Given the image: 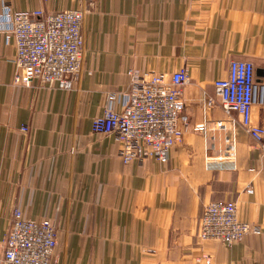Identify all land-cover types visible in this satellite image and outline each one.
<instances>
[{"label": "crops", "instance_id": "0c3cea01", "mask_svg": "<svg viewBox=\"0 0 264 264\" xmlns=\"http://www.w3.org/2000/svg\"><path fill=\"white\" fill-rule=\"evenodd\" d=\"M5 2L85 11L84 65L71 89L14 81ZM230 60L252 62L264 83V0H0V240L18 210L53 222L52 264H264V139L261 147L235 113L204 102ZM182 66L181 141L166 163H123L115 135L93 132V119L110 96L119 106L130 71L169 79ZM251 123L264 130V103L252 105ZM226 134L235 168L207 167ZM215 200L234 201L259 232L231 246L200 240L203 207Z\"/></svg>", "mask_w": 264, "mask_h": 264}, {"label": "built area", "instance_id": "2783aa9c", "mask_svg": "<svg viewBox=\"0 0 264 264\" xmlns=\"http://www.w3.org/2000/svg\"><path fill=\"white\" fill-rule=\"evenodd\" d=\"M13 38L14 81L69 90L79 79L84 65L83 23L85 11L66 9L45 14L41 11H16L4 5ZM130 87L120 96L119 106L110 96L102 114L92 121L93 132L112 133L123 163L153 159L166 163L169 150L177 145L188 126L181 87L188 81L185 66L169 79L155 73L130 71ZM214 95L204 99L207 108L216 102L227 115L235 113L244 130L263 147L264 130L251 123V107L264 103V83L254 77L248 60H230L227 74L213 82ZM217 126L225 129L223 122ZM22 131L27 127L23 126ZM206 166L231 163L235 168V143L225 135L224 148L205 158ZM248 193L252 190L248 189ZM259 227L240 220L236 203L230 200L208 202L198 221L200 240L231 246ZM56 246L55 226L48 218L27 220L15 210L4 237L0 240V264H52ZM208 263V262H207Z\"/></svg>", "mask_w": 264, "mask_h": 264}]
</instances>
